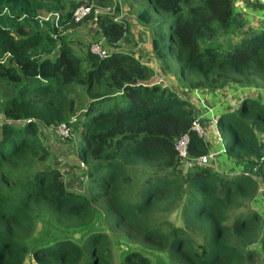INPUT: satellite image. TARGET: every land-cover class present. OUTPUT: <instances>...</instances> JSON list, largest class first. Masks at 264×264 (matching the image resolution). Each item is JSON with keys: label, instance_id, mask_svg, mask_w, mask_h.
<instances>
[{"label": "trees", "instance_id": "1", "mask_svg": "<svg viewBox=\"0 0 264 264\" xmlns=\"http://www.w3.org/2000/svg\"><path fill=\"white\" fill-rule=\"evenodd\" d=\"M130 2L137 20L151 26L152 55L165 71L170 61L178 64L182 87L264 90V28L234 40L244 20L231 0ZM107 3L0 0V264H23L25 257L110 264L99 222L127 245L164 253L166 264H264V222L249 207L239 210L263 185L264 105L244 99L216 122L223 150L242 171L224 175L196 164L208 144L191 129L197 114L188 99L151 82V67L133 55L110 48L99 57L65 34L93 19L108 47L124 41L131 35L126 21L94 15V4ZM81 4L89 12L74 22ZM147 5L152 13L139 9ZM158 12L172 18L166 33ZM59 124L79 137L75 159L88 194L65 185L40 138L43 129L56 134ZM182 135L185 170L174 149ZM182 200L181 226L164 229L157 215ZM38 224L44 232L36 233ZM120 250L122 264H149L137 250Z\"/></svg>", "mask_w": 264, "mask_h": 264}, {"label": "rangeland", "instance_id": "2", "mask_svg": "<svg viewBox=\"0 0 264 264\" xmlns=\"http://www.w3.org/2000/svg\"><path fill=\"white\" fill-rule=\"evenodd\" d=\"M130 1L131 0H111V3L107 4H94V15L108 13V15H111L113 19H123L127 22L131 35L126 36L124 41H121L117 45L110 47L107 46L105 40L97 32L96 25L92 21L93 19L89 22L76 26L73 30L66 31L65 34H67L71 44L77 47V49H79V46L81 45H87L89 49V46L91 44H98L105 51L113 48L115 50L125 51L130 55H133L141 63L151 67L153 71V76L150 79L151 82L167 86L168 88L176 92V94L178 93L179 96L183 97L182 93L180 94L178 92L180 84H178L179 82H177L178 80L174 76V73L175 75L178 73V64L175 61H170L169 68L167 69V71H165L159 61L154 58L150 50L149 42L151 26L142 24L137 20V18L135 17L136 2ZM141 2L143 5L146 4L145 0H141ZM115 5L118 6L117 13L114 11ZM139 9L146 10L149 13H152L149 5H147L146 8H142L139 6ZM43 15L44 18L48 17L47 14ZM153 15L154 18L155 14ZM155 18L160 20L159 24L163 31L166 33L169 21L172 18L168 17V15L164 12H158L157 17ZM241 35L242 29L238 28L235 31V40L240 39V37H242ZM74 52L76 55L81 54L80 51ZM40 138L43 141V144H46L48 149L52 153L51 164L58 166L61 169L60 171L63 175V179L65 180V185L72 188L73 190L79 191L80 193L88 194L87 179L83 175L84 166L81 165L80 161L75 159V154L78 147L77 143H79L80 141L77 134L73 133L72 131H67L66 135L59 138L52 129H43L41 131ZM75 164L79 165L78 168L74 166ZM183 166L182 168L184 169ZM211 169H214L213 165L211 166ZM139 177L140 176L134 179L137 180ZM183 203L184 200L177 204L176 208H174L172 211L157 215V220L166 225L164 229H168L171 226H181L182 219L180 216V212ZM248 207L252 209V207H254V204L251 207L250 202L246 201L243 203V206L239 210L245 211ZM95 226L98 227V231H101V233H104L106 235L108 241L110 242V264H122V251L120 250V247L126 250L139 251L141 254L148 258L149 264H166V256L164 253L159 252V250L152 251L151 249L144 248L141 244H128V246L123 242V238L118 234V232H115L113 230L110 231L108 225H106L105 223L99 222L98 224H95ZM43 230L45 231V227L43 225L38 224L36 226V233H40ZM192 236H194V238H197L196 240H199L200 236L197 233L193 232ZM74 237L75 239H77L78 235L75 234ZM254 247L259 251L258 246ZM23 264L35 263H33L28 257H25Z\"/></svg>", "mask_w": 264, "mask_h": 264}, {"label": "crops", "instance_id": "3", "mask_svg": "<svg viewBox=\"0 0 264 264\" xmlns=\"http://www.w3.org/2000/svg\"><path fill=\"white\" fill-rule=\"evenodd\" d=\"M231 1L233 11L240 14L244 20V25L241 27V36L253 34L264 28V0ZM233 39L235 40V36ZM178 92L182 93L183 98L188 99L196 108V114L204 129V140L208 144L209 165H213V170L224 175L242 171L241 165L229 158L223 150L216 131V122L237 109L244 99L249 98L264 105V90L239 87L234 84H229L222 89L188 90L180 85ZM259 136L261 137L260 134ZM262 187L263 185H260L258 189H262ZM259 193L257 192L256 196L251 200L250 206L252 207L254 204L252 210L264 222V198Z\"/></svg>", "mask_w": 264, "mask_h": 264}, {"label": "built area", "instance_id": "4", "mask_svg": "<svg viewBox=\"0 0 264 264\" xmlns=\"http://www.w3.org/2000/svg\"><path fill=\"white\" fill-rule=\"evenodd\" d=\"M88 12H89L88 6H85L83 4L79 5L72 13L73 21L78 22L82 20V18ZM89 51L99 57L106 55V51L102 49L98 44H91L89 46ZM191 129L194 130L198 136H200L201 138H204V129L200 124L198 116L193 120ZM67 131L68 129L64 124H59L56 129V135L59 138L63 137L64 135H66ZM187 142H188L187 135H182L176 140L175 145H174V149L177 152V155L180 157L181 160H183L182 162H185V163H186V155H187V152H186ZM209 158H210V155L208 154L203 155V156L198 157L194 162L198 165H204V166L209 165L210 163Z\"/></svg>", "mask_w": 264, "mask_h": 264}, {"label": "water", "instance_id": "5", "mask_svg": "<svg viewBox=\"0 0 264 264\" xmlns=\"http://www.w3.org/2000/svg\"><path fill=\"white\" fill-rule=\"evenodd\" d=\"M264 142H262L260 145H259V150H261V154H262V157H261V160H263L264 158ZM188 166V163H184V169H186ZM261 181L263 183V186H264V176L261 177ZM264 188V187H263ZM262 188V190H260V195L264 198V189Z\"/></svg>", "mask_w": 264, "mask_h": 264}, {"label": "clouds", "instance_id": "6", "mask_svg": "<svg viewBox=\"0 0 264 264\" xmlns=\"http://www.w3.org/2000/svg\"><path fill=\"white\" fill-rule=\"evenodd\" d=\"M183 163H185V162H183ZM186 163H188V162H186ZM188 165H189V163H188ZM187 167H188V166H187ZM263 187H264V186H263ZM263 187H262V188H263ZM263 189H264V188H263ZM261 190H262V189H261ZM259 192H260V190L258 189V193H259ZM259 194H260V193H259Z\"/></svg>", "mask_w": 264, "mask_h": 264}]
</instances>
